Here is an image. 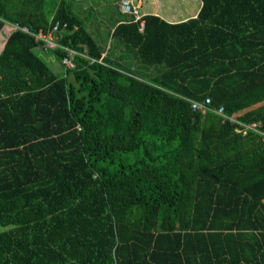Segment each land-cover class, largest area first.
<instances>
[{"label": "trees", "instance_id": "trees-1", "mask_svg": "<svg viewBox=\"0 0 264 264\" xmlns=\"http://www.w3.org/2000/svg\"><path fill=\"white\" fill-rule=\"evenodd\" d=\"M200 1L116 63L90 9L0 0V264H264V0Z\"/></svg>", "mask_w": 264, "mask_h": 264}, {"label": "crops", "instance_id": "crops-1", "mask_svg": "<svg viewBox=\"0 0 264 264\" xmlns=\"http://www.w3.org/2000/svg\"><path fill=\"white\" fill-rule=\"evenodd\" d=\"M83 1V2H82ZM134 4L138 5V10L141 15L155 14L168 22H177L185 20L189 17H194L201 5L200 0H131ZM83 3V6L81 4ZM73 9L75 13L80 15L83 12L91 10V17L88 16V23L84 26L94 40L103 48L101 56L110 53L111 45L114 40H111V32L113 27L124 20H130V15L123 14L118 8V0H73ZM84 7V8H82ZM103 13L99 16L94 12L97 8ZM132 20V18H131ZM6 31L0 29V49L5 40ZM116 45V44H115ZM110 47V48H109ZM47 61V66L53 73L60 71L58 61L49 52L39 51ZM122 53H128L123 44H120L119 49L110 53L111 58L116 63L122 62ZM133 64L138 65L139 61L132 58Z\"/></svg>", "mask_w": 264, "mask_h": 264}, {"label": "built area", "instance_id": "built-area-1", "mask_svg": "<svg viewBox=\"0 0 264 264\" xmlns=\"http://www.w3.org/2000/svg\"><path fill=\"white\" fill-rule=\"evenodd\" d=\"M119 9L121 12L130 14L133 18V21H138V27L141 29L143 26V20L141 18V15L139 14V10H138V5L136 4H132L130 0H119ZM8 26L10 27V29H16L18 27V25L16 24H8ZM21 30L28 32L26 27H22L21 26ZM57 30V26L56 24L53 25L49 31V33L46 34H42V33H38V37L42 36L45 40H46V46L48 47H55V41H56V33ZM68 51V48H65ZM69 53H74L73 51L69 50ZM62 63L64 64V66L66 67H72L73 63L70 61L69 58H63L62 59ZM207 101V98L204 99V102ZM201 103L195 102V101H191V106L192 107H196L199 106ZM250 127H252L253 129H256V124L254 122L250 123L249 125ZM261 134L264 136V130L260 131Z\"/></svg>", "mask_w": 264, "mask_h": 264}, {"label": "rangeland", "instance_id": "rangeland-1", "mask_svg": "<svg viewBox=\"0 0 264 264\" xmlns=\"http://www.w3.org/2000/svg\"><path fill=\"white\" fill-rule=\"evenodd\" d=\"M48 1L50 0H46V4H45V7L46 9L49 7V3ZM83 2V1H82ZM81 2L82 6H83V3ZM84 8V7H82ZM94 12L97 14V16H99L100 13H103L101 10H100V7L97 8V11H95V8H94ZM144 68V67H143ZM138 69L140 70V66H138ZM145 69V68H144ZM149 69V68H148ZM147 67H146V71L148 70Z\"/></svg>", "mask_w": 264, "mask_h": 264}, {"label": "clouds", "instance_id": "clouds-1", "mask_svg": "<svg viewBox=\"0 0 264 264\" xmlns=\"http://www.w3.org/2000/svg\"><path fill=\"white\" fill-rule=\"evenodd\" d=\"M140 15H141V14H140ZM132 19H133V18H132ZM142 20H143V19H142ZM137 22H138V21H137ZM142 27H143V26H142ZM138 29L141 30L142 28L140 29V28L138 27Z\"/></svg>", "mask_w": 264, "mask_h": 264}]
</instances>
